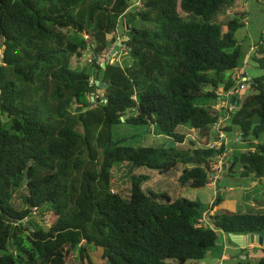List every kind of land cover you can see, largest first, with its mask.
<instances>
[{
  "label": "trees",
  "instance_id": "trees-1",
  "mask_svg": "<svg viewBox=\"0 0 264 264\" xmlns=\"http://www.w3.org/2000/svg\"><path fill=\"white\" fill-rule=\"evenodd\" d=\"M238 2L0 0V264H95L92 246L104 264H186L205 259L223 235L231 244V233L264 235V206L212 213L220 195L203 209L140 187L150 179L143 168L180 174L185 188L210 184L224 150L207 147L222 115L212 106L219 88L235 89L227 131L237 128L243 144L226 157L225 174L264 179V75L248 78L243 99L239 78L228 75L247 57L236 37L246 17ZM120 29L128 59L103 67ZM256 48L264 70V38ZM86 51L91 70L74 69ZM125 125L149 130L129 136ZM181 127L198 131L200 145ZM121 165L129 198L112 186ZM242 251L241 264H264V248Z\"/></svg>",
  "mask_w": 264,
  "mask_h": 264
},
{
  "label": "rangeland",
  "instance_id": "rangeland-1",
  "mask_svg": "<svg viewBox=\"0 0 264 264\" xmlns=\"http://www.w3.org/2000/svg\"><path fill=\"white\" fill-rule=\"evenodd\" d=\"M239 8L241 11L246 13L245 27L239 29L236 33V37L241 43L244 52L248 55L250 54V48L256 47V43L264 38V0H239ZM225 16H221L220 19H224ZM126 21L122 20V25L124 28ZM69 36L73 35V32L68 29H64ZM126 40V36L122 35V30L120 29V36H118L113 42L109 51L99 59V63L103 65L106 61L111 64H124L128 59L125 46L122 44ZM118 45L117 51L114 53L116 45ZM255 54V53H254ZM252 54V56L254 55ZM249 58L248 64L246 65V57L244 58L241 68L249 79L256 78L264 75V70L259 67L257 63L253 61V58ZM255 56V55H254ZM91 54L86 51L82 58L75 57L72 62V67L74 69H88L91 70ZM1 62V56H0ZM230 76V73H228ZM233 74V79H234ZM96 74H93V79ZM239 82V81H237ZM97 93L103 96V90H97ZM249 89L239 90V97L243 99L248 95ZM96 99V98H95ZM95 102V100H94ZM76 107V105H74ZM121 131L125 134L137 135L149 130L148 127H133V126H122ZM181 132H185L188 135H194L198 137V132L187 127H181ZM228 132V131H227ZM238 136V129L235 128L233 132H228V147L232 150L235 148H242L243 144L241 142H236L235 138ZM188 140L190 137H187ZM141 137L132 138L130 143H140ZM213 165V164H212ZM143 173L150 176V179L144 181L140 184L142 190L147 193L149 191L155 192L157 194L167 193L173 199H178L181 197H187L192 200H197L201 203L203 209H210L213 202L216 200L218 195L223 199L222 203L213 208L212 213L216 212L217 209H223L231 212H241V211H258L261 206H264V179L259 181H254L252 178L241 177L240 174H236L233 177L226 176V169L222 173V178L216 181V185H207L203 188H191L182 187L179 181L180 174H175L172 176H160L157 172L143 168L141 169ZM140 170H136V173H140ZM114 178L112 186L116 192H119L124 198L130 197L129 188L131 187V178L129 176L128 167L125 165L117 166L114 168ZM256 185V186H254ZM257 187V188H255ZM260 192V193H259ZM252 194V199L247 200V196ZM262 194V195H261ZM257 199H261L262 204L257 203ZM257 204V206H254ZM49 219V218H48ZM243 250V249H242ZM228 255L227 260H221L222 253ZM243 251L236 250L229 242H223L222 238L218 241L217 246L212 248L203 260L199 261H188L186 264H241L245 259L244 255H241ZM91 259L95 264H104L103 250L101 248H96L92 246L89 249ZM69 264H80V262L73 258Z\"/></svg>",
  "mask_w": 264,
  "mask_h": 264
},
{
  "label": "built area",
  "instance_id": "built-area-1",
  "mask_svg": "<svg viewBox=\"0 0 264 264\" xmlns=\"http://www.w3.org/2000/svg\"><path fill=\"white\" fill-rule=\"evenodd\" d=\"M141 5H142L141 1H137L135 3V6H141ZM256 49L257 48L254 46L250 48V54L248 55V57H246V65L248 64L249 58H251L252 54L256 52ZM232 73L235 75L234 79L239 78L238 85L240 87V90L243 91L247 89L248 77H246V74H244L243 69H236ZM217 95H218V102L213 108L218 111H221L222 115H220L218 117V120L212 125L213 139L207 144V147L214 150H221L224 147V150H221V152L217 153L216 157L214 158L215 162L212 163L213 177H211L210 185L213 184V186L216 185V181L222 178L223 171L229 166V164L226 163L225 159L228 155L232 153L233 149L231 150L228 147L227 127H229L230 124L229 122L231 118V113H233L237 108V104L233 101L234 97H236L237 100L235 89H231L230 91L225 92L224 88H219L217 91ZM187 137L192 138L197 142L198 145H200L199 132H198V137L188 134ZM235 141L240 142L241 138L236 137ZM207 225H208L207 215H204L203 218L199 220L198 226L202 227Z\"/></svg>",
  "mask_w": 264,
  "mask_h": 264
},
{
  "label": "water",
  "instance_id": "water-1",
  "mask_svg": "<svg viewBox=\"0 0 264 264\" xmlns=\"http://www.w3.org/2000/svg\"><path fill=\"white\" fill-rule=\"evenodd\" d=\"M119 44L120 43H118L116 45V47L113 51L114 53L117 51ZM106 64L107 63L105 62V63H103L102 66L105 67ZM97 85H100L99 81H97ZM94 100H95V93H93V96H92V101L94 102ZM233 101L234 102L236 101V97L233 98ZM71 109L74 112L76 107L72 106ZM76 111L79 113L82 111V108L79 107V108H77ZM210 177H213V173H211ZM229 236H230L232 242L241 246L242 248H247L249 246H259V247L264 248V235H262V234H234V233H231Z\"/></svg>",
  "mask_w": 264,
  "mask_h": 264
},
{
  "label": "crops",
  "instance_id": "crops-1",
  "mask_svg": "<svg viewBox=\"0 0 264 264\" xmlns=\"http://www.w3.org/2000/svg\"><path fill=\"white\" fill-rule=\"evenodd\" d=\"M247 57H248V53H247ZM232 74L233 73H230V75L232 76ZM245 74V73H244ZM232 78H233V76H232ZM215 105H216V103L215 104H213L212 106L213 107H215ZM230 123V122H229ZM254 186H256V185H254ZM255 188H257V187H255ZM222 240H223V242H229L228 241V239H227V237L225 236V235H223L222 236ZM231 244V243H230ZM232 246H234V248L236 249V250H241L242 251V249H244V248H242L241 246H239V245H237V244H231ZM254 246H249L248 248L249 249H252ZM260 254V253H259ZM221 260H227L228 259V255L227 254H225L224 252L222 253V255H221Z\"/></svg>",
  "mask_w": 264,
  "mask_h": 264
}]
</instances>
